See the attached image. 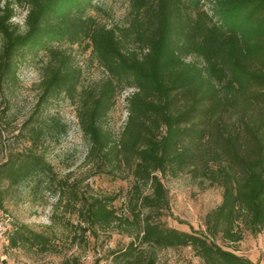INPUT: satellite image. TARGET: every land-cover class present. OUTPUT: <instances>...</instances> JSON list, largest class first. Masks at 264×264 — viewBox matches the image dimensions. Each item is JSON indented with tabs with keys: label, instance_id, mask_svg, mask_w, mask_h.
<instances>
[{
	"label": "trees",
	"instance_id": "obj_1",
	"mask_svg": "<svg viewBox=\"0 0 264 264\" xmlns=\"http://www.w3.org/2000/svg\"><path fill=\"white\" fill-rule=\"evenodd\" d=\"M208 1L209 8H202ZM125 26L105 27L88 10L93 0H2L0 82L15 79L17 60L47 57L31 114L19 135L28 145L0 162V210L23 184L55 196V208L75 213L82 231L115 227L130 240L109 252L111 264H155L149 248L188 247L202 264H258L221 248L242 230L264 228V0H128ZM24 6V30L12 22ZM85 41L105 76L80 87L81 71L58 44ZM194 56L196 60H186ZM126 118L115 139L104 125L120 92ZM63 96L75 104L95 172L130 176L127 214L114 196H84L57 177L40 149L66 126L43 117L44 105ZM187 170L220 188L219 203L202 219L204 232L163 225L164 176ZM6 246L50 248L47 235L23 224L7 233Z\"/></svg>",
	"mask_w": 264,
	"mask_h": 264
},
{
	"label": "rangeland",
	"instance_id": "obj_2",
	"mask_svg": "<svg viewBox=\"0 0 264 264\" xmlns=\"http://www.w3.org/2000/svg\"><path fill=\"white\" fill-rule=\"evenodd\" d=\"M97 8L88 10L91 16L105 27L125 26L129 19L128 0H93ZM2 0H0V5ZM202 8H209L208 1ZM11 19L24 30V6L13 5ZM70 54L73 63L81 71L80 87H91L105 76L85 41L68 45L58 44ZM186 60L194 61V56ZM47 57L38 53L26 54L17 60L16 77L0 82V162L10 151L22 149L27 141L19 135L21 124L31 114L39 92L43 66ZM126 89L115 97L104 125L116 139L126 118ZM41 116H55L65 124V133L57 138L42 140L40 149L51 164L57 177H66L74 183L75 189L84 196H114L112 206L117 214H127L126 202L131 177L107 175L95 172L85 159L87 142L82 136L75 117V104L63 96L49 100L43 107ZM161 182L165 188L167 209L160 220L163 225L183 231L204 232L202 219L206 212L220 201V188L193 178L185 170L175 177L164 176ZM55 196L42 188L35 191L26 184L11 190L0 210V244L2 260L0 264H111L109 252L123 248L130 240L127 234L115 227L82 231L77 227L75 213L64 211L54 205ZM23 224L29 229L48 236L50 248L40 252L35 248H10L6 246L7 233L14 226ZM215 242L223 249L264 264V228L255 234L242 230V238L237 243H228L217 238ZM153 251L155 264H202L188 247L149 248Z\"/></svg>",
	"mask_w": 264,
	"mask_h": 264
},
{
	"label": "built area",
	"instance_id": "obj_3",
	"mask_svg": "<svg viewBox=\"0 0 264 264\" xmlns=\"http://www.w3.org/2000/svg\"><path fill=\"white\" fill-rule=\"evenodd\" d=\"M1 244H0V253H1ZM1 260H2V256H0V263H1Z\"/></svg>",
	"mask_w": 264,
	"mask_h": 264
}]
</instances>
